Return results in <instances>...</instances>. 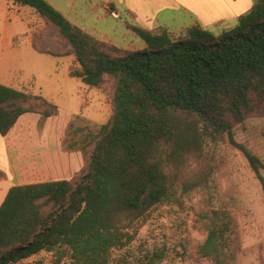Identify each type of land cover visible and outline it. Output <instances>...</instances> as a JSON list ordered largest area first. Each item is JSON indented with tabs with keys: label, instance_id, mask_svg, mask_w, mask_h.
Masks as SVG:
<instances>
[{
	"label": "trees",
	"instance_id": "16d2710c",
	"mask_svg": "<svg viewBox=\"0 0 264 264\" xmlns=\"http://www.w3.org/2000/svg\"><path fill=\"white\" fill-rule=\"evenodd\" d=\"M12 1L32 7L68 42L60 54L78 64L70 75L97 88L111 80L112 114L86 133L94 147L80 180L9 187L0 203V264L52 250L58 261L108 264L175 187L209 188L224 165L221 143L242 152L264 193L263 161L235 140L246 119L264 115V0H252L218 34L199 24L181 36L129 26L143 45L129 50L71 23L45 0ZM56 112L42 95L0 83L1 135L25 113ZM202 218L207 234L199 256L233 264L240 242L232 211L221 205ZM162 254L147 251L117 264H155Z\"/></svg>",
	"mask_w": 264,
	"mask_h": 264
},
{
	"label": "rangeland",
	"instance_id": "374dc122",
	"mask_svg": "<svg viewBox=\"0 0 264 264\" xmlns=\"http://www.w3.org/2000/svg\"><path fill=\"white\" fill-rule=\"evenodd\" d=\"M80 1L77 8L82 17L74 18L71 14V20L95 36H108L115 45L137 48L135 40L140 39L126 28L124 15L119 18L103 15L101 9L89 10L79 5ZM218 31L217 34L221 32ZM67 48L68 42L58 35L57 28L32 7L0 0V83L38 93L56 105V118L61 122L67 120L63 138L57 146L47 145L42 139V158H53L56 151L59 156H65L70 150H79L83 168L94 147V143L86 142L87 131H96L109 121L112 114V86L110 79L103 87L97 88L70 75L78 64L73 55L60 54ZM42 118L37 121L38 132L46 121ZM32 139L26 132V139L21 144L26 157L33 151ZM235 140L264 163V115L246 119L235 129ZM83 145L87 149L84 155ZM219 149L224 165L213 175L209 188L198 187L183 193L179 186L175 187L167 200L152 209L139 226L134 240L126 247L112 251L108 264H117L123 258L131 262L154 250L163 252L155 264H217L208 257H200L197 250L207 234L203 212L210 214L221 205L232 211L237 223L240 249L233 264H264V193L261 183L239 149L226 142L221 143ZM82 168L70 181L83 177L86 172ZM47 170V165L41 170L38 167L26 170L20 182L62 177L60 173L51 174ZM261 176L264 179L263 170ZM13 182H19V179ZM16 264L72 262L68 256L58 261V251L52 250L42 251Z\"/></svg>",
	"mask_w": 264,
	"mask_h": 264
},
{
	"label": "crops",
	"instance_id": "0c3cea01",
	"mask_svg": "<svg viewBox=\"0 0 264 264\" xmlns=\"http://www.w3.org/2000/svg\"><path fill=\"white\" fill-rule=\"evenodd\" d=\"M45 1L61 12L71 23L83 28V25L71 20L73 17L78 18V15L82 17L79 8H77L78 0ZM251 4L252 0H81L79 2V5H83L89 10L101 9L103 15H111L114 18L124 15L128 30L132 25L149 30L166 28L177 36H181L188 27L194 24H199L215 32L226 29L234 23L238 15L246 12ZM71 14L73 17L70 18ZM98 38L113 43L106 35ZM135 42L138 45L137 48L143 47L141 40H135ZM116 46L124 50L133 49L121 45ZM41 118L39 114L25 113L17 119L5 135L0 134V203L12 185L61 179L70 180L83 166V157L79 150H70L65 156H59L60 154L56 151L53 158L48 160L42 158V139L46 140L47 145L57 146L63 138L67 120L61 122L56 118V113L42 118L46 121L44 127L38 132L37 121ZM52 121L53 124H51ZM26 132L31 134L33 138L31 143L34 147L27 157L22 151L23 146H21L26 139ZM46 165L48 172L51 174L60 173L62 177L27 183L20 182L26 170L31 171L36 167L41 170ZM18 179L19 182H13Z\"/></svg>",
	"mask_w": 264,
	"mask_h": 264
}]
</instances>
